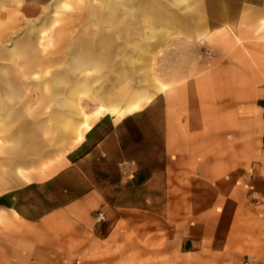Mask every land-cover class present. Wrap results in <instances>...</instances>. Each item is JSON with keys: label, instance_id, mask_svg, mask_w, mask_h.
<instances>
[{"label": "crops", "instance_id": "1", "mask_svg": "<svg viewBox=\"0 0 264 264\" xmlns=\"http://www.w3.org/2000/svg\"><path fill=\"white\" fill-rule=\"evenodd\" d=\"M6 1L0 0V16ZM171 1L174 7L180 2ZM116 2L103 9L112 30L118 18L121 30L136 23L175 30L188 26L163 1ZM215 2L201 11L216 14ZM245 4L239 10H249L251 3ZM38 8H29L30 19H39ZM259 8L250 14H264ZM76 44L68 66L76 73L108 64L118 47L110 37L81 38ZM32 46L27 41L20 51ZM238 49V59L194 77V96L186 105L173 109L162 94L118 120L105 115L91 128L79 104L85 88L63 90L56 81L55 103L68 114L58 123L64 137L79 140L83 129H90L61 163L33 169L23 165L34 164L45 151L35 135L39 124L22 120L27 114L19 104L22 93L0 86V129L14 128L12 145L5 147L14 184L0 185V264H264L263 80L256 70L248 81L244 51ZM8 80L0 66V85ZM62 94L66 100L58 98ZM237 179L243 187L234 184ZM99 213L103 219L96 218Z\"/></svg>", "mask_w": 264, "mask_h": 264}, {"label": "rangeland", "instance_id": "2", "mask_svg": "<svg viewBox=\"0 0 264 264\" xmlns=\"http://www.w3.org/2000/svg\"><path fill=\"white\" fill-rule=\"evenodd\" d=\"M160 1L165 2L166 7L174 8L178 21L186 22L188 26L175 30L174 27L136 23L121 30L123 23L118 18L117 28L120 29L112 30V23L103 17V9L112 2L117 3L116 0H66L62 5L56 0L51 5L47 4L49 0L6 1L8 11L1 9L4 15L0 16V30L5 31L0 32V66L6 68L10 80L0 86L7 93L23 94L19 104H23L22 109L27 114L22 115V120L27 124L31 121L39 124L35 135L45 150L38 161L23 167L33 169L48 161L61 163L63 156L82 140L91 125L105 115L118 120L162 94L170 98L173 109L186 105L194 96V77L231 57L238 59V47L244 51L241 59L246 62L247 67L243 70L248 81L254 80L258 70L264 89V14H250L254 9L264 7V0H216V14L201 11L202 6L212 5L211 0H180L177 7L171 5V0ZM245 3H251V11L239 10ZM34 5L39 7L38 20L30 19L29 8ZM188 12L193 14L189 17ZM32 28L38 32L31 34ZM103 37L113 38L118 44L116 56L109 58L108 64L96 69L85 68L78 73L69 70L78 40ZM30 40L34 46L23 54L21 46ZM11 50L16 53L11 54ZM31 54L42 61H28L30 57H26ZM231 71L237 70L231 68ZM56 81L62 82L63 90L76 89L79 85L85 88L79 104L90 128L83 129L79 140L72 136L65 138L64 129L58 127L59 122L67 120L68 114L55 103ZM57 96L67 99L63 94ZM134 102H137L136 106L127 108ZM99 104L106 108L99 109ZM107 107L116 108L117 113ZM12 133L14 128L9 124L0 129V185L5 187L14 184V172L9 170L7 163L10 156L5 154V147L12 145ZM187 183L183 182L184 185ZM234 184L243 187V180L237 179ZM230 263L245 262L234 260ZM117 264L159 262L120 260Z\"/></svg>", "mask_w": 264, "mask_h": 264}, {"label": "built area", "instance_id": "3", "mask_svg": "<svg viewBox=\"0 0 264 264\" xmlns=\"http://www.w3.org/2000/svg\"><path fill=\"white\" fill-rule=\"evenodd\" d=\"M104 218V216L101 214V213H99V214H97V219H103Z\"/></svg>", "mask_w": 264, "mask_h": 264}, {"label": "bare ground", "instance_id": "4", "mask_svg": "<svg viewBox=\"0 0 264 264\" xmlns=\"http://www.w3.org/2000/svg\"><path fill=\"white\" fill-rule=\"evenodd\" d=\"M116 112V111H115Z\"/></svg>", "mask_w": 264, "mask_h": 264}]
</instances>
